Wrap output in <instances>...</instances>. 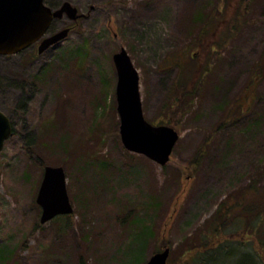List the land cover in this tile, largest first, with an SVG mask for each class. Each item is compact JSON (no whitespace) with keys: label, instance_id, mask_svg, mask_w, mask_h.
I'll use <instances>...</instances> for the list:
<instances>
[{"label":"rangeland","instance_id":"374dc122","mask_svg":"<svg viewBox=\"0 0 264 264\" xmlns=\"http://www.w3.org/2000/svg\"><path fill=\"white\" fill-rule=\"evenodd\" d=\"M45 1L55 9L69 1L83 16L54 19L46 35L74 27L41 54L36 46L0 57L4 113L15 127L0 153V264H147L166 247L170 264H192L207 240L235 253L215 264L246 262L245 253L264 264V80L254 72L264 0H252L247 22L223 46L238 0ZM198 10L215 24L203 48L192 44ZM122 47L139 70L146 118L180 134L165 166L122 143L113 60ZM187 52L196 53L185 87L195 100L168 113ZM209 61L214 70L201 78ZM46 165L66 170L69 229L60 216L41 222ZM224 200L232 216L215 232ZM143 226L154 234L137 263L130 252Z\"/></svg>","mask_w":264,"mask_h":264},{"label":"water","instance_id":"95a60500","mask_svg":"<svg viewBox=\"0 0 264 264\" xmlns=\"http://www.w3.org/2000/svg\"><path fill=\"white\" fill-rule=\"evenodd\" d=\"M64 14L72 19L83 16L78 7L69 1L54 9L45 0H0V55L19 53L38 41V50L43 53L64 40L68 37L70 28L46 35L54 19ZM113 60L118 76L116 95L122 143L127 150L143 154L164 166L170 161L180 134L171 125H156L146 118L140 73L127 49L122 47L113 55ZM12 135L11 120L0 111V152ZM37 203L42 208V223L74 212L63 166H45ZM170 252L171 249L166 247L154 253L147 264H170Z\"/></svg>","mask_w":264,"mask_h":264},{"label":"trees","instance_id":"16d2710c","mask_svg":"<svg viewBox=\"0 0 264 264\" xmlns=\"http://www.w3.org/2000/svg\"><path fill=\"white\" fill-rule=\"evenodd\" d=\"M234 2L236 0H226V2ZM47 3V1H46ZM238 4H241V7H238V9L236 10V13L233 14L234 17L231 21V16H229V20L231 23V27H229L228 31L225 32V35H221V38L223 39L221 42V46H223L227 40L229 38H233L241 29V24H245L247 22V18L248 16L246 15L248 11L251 10V4H252V0H238L237 1ZM48 5H50L52 7L51 4L47 3ZM191 26L195 27H199L200 23V30L199 33L194 34V38L192 40V44H197V47H204V36L206 33H208V31L211 30L212 26L215 24H212V20L211 17L209 16L208 18H204L205 15L203 14L202 11H194L191 15ZM212 16V15H211ZM190 20V19H189ZM192 33L194 30H191ZM219 44V43H218ZM196 53L194 52V54H192L191 52H187L185 53V61L181 63V65L177 66L180 69V77L179 79L176 80L175 84H174V97L172 101L168 102V105L166 106V110H168V113H173L175 112V110L177 109H183V105L186 104H191L194 100H195V92H193L192 94H187L185 93V87H187V80H188V76L191 75L193 73V65H192V61L196 58ZM196 61V60H195ZM213 61V60H212ZM212 61L207 62L205 65L202 66L201 69V78L202 77H207V75H209L210 73L213 72L214 70V64H212ZM256 76L255 77H259V80H264V51L260 57V59L258 60V62L256 63L255 66V70H254ZM258 80V81H259ZM181 89H183V91L181 93H179L178 91H180ZM182 93H184L183 95H181ZM186 96L190 97L191 99H189V102H187L186 100ZM185 109V108H184ZM183 109V110H184ZM225 200L224 203H222L217 211L216 214L214 215L213 218V223H212V228H214L215 232H219V229L222 226H226L228 221L230 220V217L232 216V214L229 212L230 210H228V207L225 208ZM261 215V214H260ZM60 217L64 218V226H66V229L71 228L73 225L72 223V218L73 216L70 215H61ZM259 219H262V216L259 217ZM140 220V219H139ZM139 220L137 219L136 222H139ZM236 222H240L244 219V217H242L241 215H239L238 217H236ZM153 230L150 229L147 226H143V229H138L137 233L134 235L133 237V245L135 246L132 251L130 252V257L131 260H135L137 263L142 262L143 260H145V249L147 247L148 241L149 239L152 237ZM244 243V242H243ZM203 246V245H201ZM232 248V244L227 243V242H220V243H216V245H212L208 240L207 242L204 244V250L203 251H197L192 255V264H215L214 262L217 261V259L225 252L228 255H235L234 251L231 249ZM242 258L246 260V262H239V263H235V264H258L253 262V259L250 257L249 254H242ZM81 264H85V260L82 259Z\"/></svg>","mask_w":264,"mask_h":264},{"label":"flooded vegetation","instance_id":"af4514ba","mask_svg":"<svg viewBox=\"0 0 264 264\" xmlns=\"http://www.w3.org/2000/svg\"><path fill=\"white\" fill-rule=\"evenodd\" d=\"M73 27L74 26H70V27H67V28H71V30L73 29ZM49 33V32H48ZM39 42L40 41H38V42H36L35 44H33L32 46H30V47H32V50H34V52L36 51V46H37V50H38V45H39ZM38 53H40L39 52V50H38ZM41 54V53H40ZM13 55H15V54H8V55H0V57H2V59L4 60V57L5 58H7V57H10V56H13ZM2 74H3V79L2 80H0V111L4 114V71L2 72ZM10 120H11V124H12V128H13V134L15 133V127H14V125H13V122H12V119H11V117H10ZM4 149V148H3Z\"/></svg>","mask_w":264,"mask_h":264}]
</instances>
